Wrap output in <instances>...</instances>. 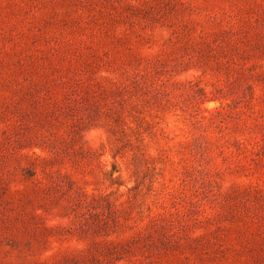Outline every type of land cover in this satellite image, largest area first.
I'll return each mask as SVG.
<instances>
[{
	"label": "rangeland",
	"instance_id": "obj_1",
	"mask_svg": "<svg viewBox=\"0 0 264 264\" xmlns=\"http://www.w3.org/2000/svg\"><path fill=\"white\" fill-rule=\"evenodd\" d=\"M0 264H264V0H0Z\"/></svg>",
	"mask_w": 264,
	"mask_h": 264
}]
</instances>
